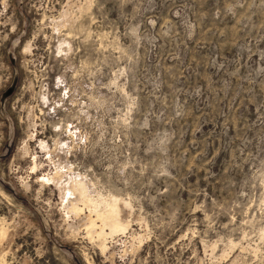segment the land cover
<instances>
[{
	"label": "rangeland",
	"instance_id": "1",
	"mask_svg": "<svg viewBox=\"0 0 264 264\" xmlns=\"http://www.w3.org/2000/svg\"><path fill=\"white\" fill-rule=\"evenodd\" d=\"M0 264H264V0H0Z\"/></svg>",
	"mask_w": 264,
	"mask_h": 264
},
{
	"label": "bare ground",
	"instance_id": "2",
	"mask_svg": "<svg viewBox=\"0 0 264 264\" xmlns=\"http://www.w3.org/2000/svg\"><path fill=\"white\" fill-rule=\"evenodd\" d=\"M116 226H117V225H116ZM114 227H115V226H114ZM118 228H119V226H118ZM120 228H121V227H120ZM120 230L123 231L122 229H120ZM120 230H119V231H120ZM101 231H102V230H101ZM103 234H104V233H103ZM100 238H101V236H100ZM102 240H103V238H102ZM103 241H104V240H103Z\"/></svg>",
	"mask_w": 264,
	"mask_h": 264
}]
</instances>
